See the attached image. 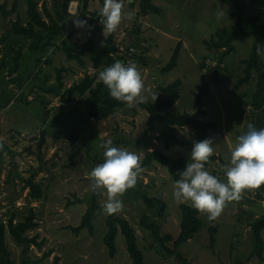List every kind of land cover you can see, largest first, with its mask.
I'll list each match as a JSON object with an SVG mask.
<instances>
[{
    "label": "rangeland",
    "instance_id": "obj_1",
    "mask_svg": "<svg viewBox=\"0 0 264 264\" xmlns=\"http://www.w3.org/2000/svg\"><path fill=\"white\" fill-rule=\"evenodd\" d=\"M41 1H45L50 7L51 0H40V3ZM137 1L126 5L122 0L121 23L113 34L115 43L125 48L132 45L127 39V34L132 36L131 31L137 25L140 27V35L136 39L143 48L152 50L151 54L148 53L149 57L147 52L139 51L148 59L147 67L136 63L144 76V103L155 102L162 96L158 86L180 80L179 99L171 112L194 114L197 110L196 89L206 83L208 89L203 97L205 116L202 120L215 125L214 129L208 131V138H214L212 155L217 156V160L212 162L207 170L217 179L225 181L224 166L230 161L236 137L246 131L249 122L257 128L264 127L262 118L256 119V115L245 113L248 108L242 114L243 109L240 111L238 105L244 93L251 94L253 84L233 92L235 82L243 69L239 61L249 57L253 39L236 41L235 52L225 57L223 63L218 66L221 50H208L203 41L209 40L219 29L234 25L228 14L229 3L224 4L219 0H152V4L160 9V13L139 16L143 18L140 26L136 21H132V8L137 9ZM244 1V19L259 14L263 20L264 8L252 5L248 0ZM21 2L18 4V10L6 19L0 14V37L8 33L11 21L15 20L16 16L23 22L26 20V6L23 0ZM2 3H7L6 7L10 9L13 0H0V4ZM69 23L72 25L71 19ZM100 30L95 27V34L100 33ZM177 39L183 44L177 66L172 71L161 74L160 68L168 62L178 43ZM77 41L80 43V40ZM93 42L99 46L102 38L94 37ZM27 44V41H17L13 36H9L1 44L2 52L5 54L8 46L26 47ZM25 51L26 48L22 54L26 56L28 52ZM83 59L85 66L81 68L75 61H67L62 52H56L51 67L42 65V70L50 75L48 84L55 83V68L61 66L67 69L62 74L65 88L80 80L86 72L92 75L95 70L90 59ZM202 64L208 67L207 73L206 70L201 71L199 66ZM12 76L4 70L0 77V141L11 148V152L6 153L0 165V220L6 223L13 214L14 221L21 220V217L27 214L28 208L33 207L38 227L28 232V235H35L42 245H31L24 250L6 233L5 242L11 264H22V258L35 262L48 251H51L50 255L37 264H53L54 257L59 258L58 264H132L124 237L120 233L115 238L116 253L113 257L109 256L102 242L107 230L104 211L96 214L92 235L87 229L74 234L69 227H77L85 212L87 196L92 192L88 173L102 162L104 141L111 139L114 146L136 151L141 163L146 150H162V145L155 137L167 127L156 124L154 133L147 134V114L138 105H126L116 110L108 119L95 121L86 118L81 100L62 105L59 98L51 95L44 96L45 101L50 102L47 108L49 116L46 118L44 105L40 102L25 103L36 97L30 92V85L21 91L10 82ZM153 94H157L155 101ZM41 132L44 133L45 142L38 148ZM71 134L75 135V142L67 139ZM12 135L19 136L20 139L17 140ZM176 136L185 142V145L173 147L168 156L181 157L187 162L193 142L198 141L196 132L191 127H184ZM33 173V181L43 191L39 200L31 199L29 189L24 185V179ZM172 184V177L166 168L155 165L153 169H143L135 186L120 196L124 206L116 215L126 219L135 231L138 249L143 254L145 264H180L174 256L166 258L153 249L152 238L140 223L141 216L147 214L151 222L161 227L162 234H169L176 239L181 218L179 206L182 203L189 206L191 204L172 197ZM256 193L262 194L261 188L244 190L240 200L228 202L213 219L199 212L202 227L190 240L180 245V254L190 264H264V261L253 255L250 233L251 223L264 218V205L260 206L253 201V195ZM142 194L160 198L166 203L163 216H158L157 208L150 210L146 207L140 199ZM107 197V192L101 190V204H104ZM76 198L81 199L83 203L75 202ZM211 227L216 228L213 249L209 247ZM262 236L264 238V232ZM171 245L172 242L168 244L169 247ZM262 256L264 257V250Z\"/></svg>",
    "mask_w": 264,
    "mask_h": 264
},
{
    "label": "trees",
    "instance_id": "obj_2",
    "mask_svg": "<svg viewBox=\"0 0 264 264\" xmlns=\"http://www.w3.org/2000/svg\"><path fill=\"white\" fill-rule=\"evenodd\" d=\"M26 6L25 18L21 21L19 16L11 21L8 33L0 37V77L5 70L9 76H12L10 82L14 83L21 91L30 85L31 93L36 95L31 101L26 104L35 102L41 103L44 109V117L49 116L48 104L44 96L51 95L59 98L62 105L72 104L75 100H81L83 110L86 118L101 121L108 119L116 110L126 106L125 103L117 101L108 95L106 87L97 80V74L104 67L111 65L116 61V55L119 52V46L115 43L113 32L107 33V36L102 37V42L99 46L94 45L91 41L85 43H78L73 40V35L97 26V13H88L87 4L89 0H79L77 12L73 19L79 18L87 21V25L83 28L77 27L74 23L70 25V14L68 12L69 4L72 0H51L50 7L45 1L40 0H23ZM221 3L230 4L228 10L229 18L234 21V25L230 28H221L216 31L209 40L203 41V44L208 50L220 49L219 62L223 63L225 57L235 52L234 43L244 39L252 38L251 50L249 57L239 61L243 66L242 74L238 76L233 92L238 91L241 87L253 84V91L250 95L243 94V99L238 102L240 111L244 114L249 113L250 116L256 115V119L262 118L264 123V18L261 19L259 14L251 15L244 19L245 1L244 0H219ZM133 0L132 3H134ZM252 5L263 7L264 0H248ZM19 0H13L10 9H7V3L0 5V14L3 19L12 15L18 8ZM137 15L146 16L151 13H160V9L152 4V0H138L137 1ZM90 16L87 19V16ZM99 25V24H98ZM100 29V27H98ZM127 34L131 44L138 50L146 49L141 46L136 38L140 35V27L136 25L135 29ZM9 36H13L17 41L28 42L25 46L19 47L8 46L6 53L2 52L1 44H3ZM182 43L179 41L171 55L168 62L160 68L161 74H166L172 71L177 66V60ZM13 47V48H12ZM26 48L28 55H23L22 51ZM260 49L258 52L257 49ZM56 52H62L67 61H75L81 68L85 66L83 58L88 57L92 63L95 72L90 75L85 73L83 77L69 87L65 88L62 74L67 71L66 68H55L56 78L55 83L48 84L50 75L48 72L42 70V65L51 67ZM139 54V53H138ZM135 63L142 66L148 65V59L144 54L135 55ZM201 71L206 70V65L199 66ZM217 69V68H215ZM218 70V69H217ZM216 70V71H217ZM180 80H175L169 85L158 86L157 89L162 96L158 97L155 102L141 103L138 106L147 114L146 119V133L153 134L156 124H163L167 128L161 131L156 137L164 150H170L176 146H184L185 142L178 139L177 131L184 127H191L197 135V140L207 138L209 130L215 128L211 122H204L198 116L204 115L203 97L207 92L208 85L204 83L196 89V103L197 110L194 114L171 112L172 107L179 99ZM43 95H39L37 91ZM36 93V94H35ZM77 96V98L75 97ZM79 98V99H78ZM17 100V99H16ZM45 102V103H44ZM44 103V104H43ZM14 136V135H12ZM19 140V136L13 137ZM69 141L75 142V135L71 134L67 137ZM45 142L44 133H40L38 148ZM10 145L0 141V165L3 163L6 153H10ZM217 160V156L212 155L205 164L206 169L212 162ZM186 160L184 158H171L164 154L161 150L154 149L146 150L141 162L143 169H153L155 165L165 167L167 173L172 177V180L179 179V171L185 166ZM1 168V166H0ZM1 170V169H0ZM35 173L24 179V185L29 189V197L34 200H39L43 196L42 189L33 181ZM261 193H256L258 200H264V184H262ZM102 190V189H101ZM101 190L91 192L87 196V205L85 212L81 216L80 224L77 227H69L71 232L77 234L82 229H87L90 235L94 233L93 220L97 213L103 211V204L100 202ZM141 201L150 210L157 208L159 217L163 216L166 210V203L160 198L148 197L145 194L140 195ZM77 203H83L81 199H75ZM181 218L179 224V234L176 239H173L169 234H162L161 227L150 221L149 215H143L140 218L141 226L147 231L152 238L153 249L157 253L163 254L166 258L174 256L180 264H190L178 251L180 245L190 240L202 227V221L199 218V211L193 207L180 204L179 206ZM36 213L33 207H29L27 214L21 217V220H16L15 215L7 220L6 223L0 220V264H11L9 259V252L6 246V233L19 245L27 250L29 246L41 247V241H37V237H29L28 232L36 229L38 224L35 222ZM106 233L102 238L103 244L108 250L110 257L116 253L115 238L120 233L125 240L126 251L132 260V264H145L142 252L138 249L137 238L135 231L129 222L115 214H106L105 218ZM216 228L209 229L210 241L209 247L213 249L215 244ZM264 218H259L253 221L250 225L251 241L253 242L254 256L258 260L264 261L262 256L264 250ZM172 242L171 247L168 246ZM51 251L44 253L41 258L35 262H30L23 259L25 264H37L46 259ZM59 258L54 257L53 264H58Z\"/></svg>",
    "mask_w": 264,
    "mask_h": 264
},
{
    "label": "clouds",
    "instance_id": "obj_3",
    "mask_svg": "<svg viewBox=\"0 0 264 264\" xmlns=\"http://www.w3.org/2000/svg\"><path fill=\"white\" fill-rule=\"evenodd\" d=\"M122 7V0H103L100 9L102 31L112 33L118 29L122 19ZM73 23L81 28L87 25L86 20L79 18L74 19ZM138 53L136 55L140 54ZM97 80L106 87L110 97L128 107L146 100L143 95V78L134 61H114L98 72ZM156 96L157 94H153V101ZM214 144L212 137L193 142L189 159L179 171L180 178L172 184L174 199L189 202L209 219L217 217L228 202L240 200L244 190L264 184V127L257 128L249 122L246 131L236 137L230 161L224 166L225 181L217 179L205 167L214 152ZM102 148V162L88 173L89 187L92 192L101 189L107 192L103 211L112 215L122 210L124 205L120 196L135 186L143 168L136 151L114 146L111 139L105 140Z\"/></svg>",
    "mask_w": 264,
    "mask_h": 264
},
{
    "label": "crops",
    "instance_id": "obj_4",
    "mask_svg": "<svg viewBox=\"0 0 264 264\" xmlns=\"http://www.w3.org/2000/svg\"><path fill=\"white\" fill-rule=\"evenodd\" d=\"M22 0H19V2H21ZM124 1V4H128V5H130V4H132V2H133V0H123ZM24 2V1H23ZM135 2H136V0H135ZM134 2V3H135ZM22 3V2H21ZM3 4V3H2ZM78 4H79V0H72L71 2H70V4H69V8H68V12H69V14H70V19L72 20V24H73V21H74V15L76 14V12H77V8H78ZM1 5V4H0ZM103 5V0H89L88 1V4H87V11H88V13H92V12H96L97 13V11H100V6H102ZM16 10H18V8L16 9ZM137 12H138V9H135V8H132V14H133V18H132V21L133 22H135L136 21V23H138L140 26H142V22L141 21H143V18L142 17H139L138 15H137ZM15 13V12H14ZM13 13V14H14ZM147 16V15H146ZM89 15L87 16V19H89ZM98 18H101L100 17V12H98L97 13V17H96V20L98 19ZM95 26H96V23L94 24V26L93 27H91L90 29H86L85 31H80V32H78V33H76V34H74L73 35V40L74 41H77V40H80V43H85V42H87V41H91L93 44H94V42H93V38L94 37H96V38H102V37H104L105 36V34H106V32H104V31H102V26H103V24L101 23V24H97V26L98 27H100V33L98 32L97 34H95ZM102 27V28H101ZM117 31V30H116ZM116 31H114L113 33H116ZM123 37V33H122V35H121V38ZM128 39V38H127ZM129 40V39H128ZM179 40L180 39H177V41L179 42ZM181 42V41H180ZM182 43V42H181ZM95 45V44H94ZM183 46V44L181 45V47ZM145 49H146V54L148 55V53L150 52V54H151V51L152 50H150V49H148V48H146L145 47ZM144 51V50H143ZM152 56V55H151ZM148 57H149V55H148ZM147 67V66H146ZM142 75V78H143V80H144V76H143V74H141ZM147 89H148V87H147ZM177 103V102H176ZM175 103V104H176ZM175 104H174V106H175ZM173 108V107H172ZM205 116V114L203 115V116H200L199 118L202 120V117H204ZM203 121V120H202ZM252 122H253V120H252ZM185 128H187V127H185ZM181 130H183V128L182 129H179L178 131H181ZM177 131V132H178ZM207 138H208V133H207ZM162 148V147H161ZM172 149V148H171ZM159 150V149H158ZM164 154H166V155H169V152H170V150H164L163 148H162V150H161ZM253 198L255 199V200H253V201H255L257 204H259L260 206H263L264 205V200H258L257 199V197H256V195L254 194L253 195Z\"/></svg>",
    "mask_w": 264,
    "mask_h": 264
},
{
    "label": "built area",
    "instance_id": "obj_5",
    "mask_svg": "<svg viewBox=\"0 0 264 264\" xmlns=\"http://www.w3.org/2000/svg\"><path fill=\"white\" fill-rule=\"evenodd\" d=\"M101 18L98 19L97 24H101ZM139 52L135 47L129 46L126 49L119 48V52L116 55V60H120L122 62H130L134 61L135 55Z\"/></svg>",
    "mask_w": 264,
    "mask_h": 264
},
{
    "label": "flooded vegetation",
    "instance_id": "obj_6",
    "mask_svg": "<svg viewBox=\"0 0 264 264\" xmlns=\"http://www.w3.org/2000/svg\"><path fill=\"white\" fill-rule=\"evenodd\" d=\"M22 264H25L24 262H22Z\"/></svg>",
    "mask_w": 264,
    "mask_h": 264
}]
</instances>
